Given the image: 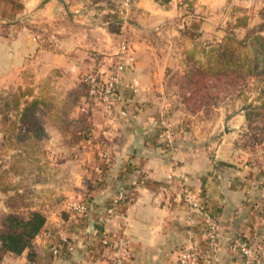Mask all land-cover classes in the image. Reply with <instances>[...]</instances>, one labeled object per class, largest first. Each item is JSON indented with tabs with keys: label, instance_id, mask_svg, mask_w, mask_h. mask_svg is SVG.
Masks as SVG:
<instances>
[{
	"label": "crops",
	"instance_id": "crops-1",
	"mask_svg": "<svg viewBox=\"0 0 264 264\" xmlns=\"http://www.w3.org/2000/svg\"><path fill=\"white\" fill-rule=\"evenodd\" d=\"M187 1L133 0L122 13L124 0H0V87H28L42 99L49 95L48 80L66 87V95L83 86L68 111L69 130L51 123L45 125L46 138L35 141L45 147L33 153L42 174L37 186L50 191L57 203L48 205L46 226L33 249L9 254L0 264H111L104 233L110 241L128 239L126 264H175L181 248L206 241L205 220L184 200V191L221 218L219 253L201 264L234 262L240 240L264 254V158L256 161L238 149L244 118L228 121L224 134L193 129L179 133L173 148L158 143L161 115L168 109L169 71L186 56L185 36L223 38L225 27L235 23L229 20L233 0ZM115 22L121 24L118 34L109 31ZM124 41L131 44L132 54L117 110H129L132 116L105 118L100 113L86 118L83 78L92 71L96 55L110 59ZM45 111L55 117V106ZM45 111H39L41 118ZM174 122L167 121L179 130ZM81 133L105 137L103 149L110 160L108 171L99 175L101 187L86 200L84 178L97 152L100 157V145L79 138ZM45 161L49 167L42 166ZM127 191L134 198L118 204L106 226L99 225L97 214ZM81 200L92 211L86 220L69 211L70 203ZM54 248H60V256L52 254Z\"/></svg>",
	"mask_w": 264,
	"mask_h": 264
},
{
	"label": "rangeland",
	"instance_id": "rangeland-1",
	"mask_svg": "<svg viewBox=\"0 0 264 264\" xmlns=\"http://www.w3.org/2000/svg\"><path fill=\"white\" fill-rule=\"evenodd\" d=\"M228 6L230 7L229 20L235 23L225 27L226 33L223 38H195L189 34L185 36L188 49L183 62L169 71L165 96L168 112L164 113L167 121L169 118L174 120V124H177L180 130H175L176 128L173 129L170 125L171 129L176 131L175 139L179 133L184 136L193 129L201 133L211 129L224 134L228 132L226 128L228 121L233 118L238 121L239 116L243 117L236 145L240 151L252 154L256 161H262L264 158V107H262L264 78L245 77L244 69L236 76L228 70L216 74L213 72L216 65L207 55L219 58L220 51L221 53L224 51L222 48L224 38L228 34L233 33L232 35L238 41L245 39L247 29L240 33L231 30L239 19H247L251 29L260 25L264 0H233L230 4L228 3ZM97 56L99 55L95 57ZM47 82L50 89L47 90L49 95L42 100L48 104L47 109L55 106V113L51 115L55 117H50L44 109L43 118L38 116L39 122L44 128L45 125L57 123L64 130H69L68 111L76 102L83 86H78L66 95L63 91L66 87L61 86L59 82L56 80ZM12 89L16 88L0 87V231L8 215L28 216L34 212L31 208L38 207L37 211L47 217L51 209L48 205L51 204V200L52 203L56 201V197H52L50 191L44 193L45 191L37 186L39 185L37 183L42 181V174L38 173L39 165L36 164L33 153L36 148L42 149L43 146L34 145V142L30 143L28 139L25 146L19 144L18 138L25 134L23 129L28 128L27 125L19 123L16 131H12L13 123L18 120L14 107L18 98L15 96L20 94L19 90ZM28 89L27 87L23 91L26 92ZM32 99L28 98L29 101ZM101 114L105 118L110 117L108 114ZM98 116L101 115L98 114ZM29 143L30 145H27ZM174 144L175 140L168 147L173 148ZM161 145L167 147L165 144ZM20 153L25 154V157L17 158L16 156ZM42 166L49 167L46 161ZM45 177L48 179L47 176ZM82 195L86 196L84 193Z\"/></svg>",
	"mask_w": 264,
	"mask_h": 264
},
{
	"label": "built area",
	"instance_id": "built-area-1",
	"mask_svg": "<svg viewBox=\"0 0 264 264\" xmlns=\"http://www.w3.org/2000/svg\"><path fill=\"white\" fill-rule=\"evenodd\" d=\"M132 2L133 0H124L120 6L121 12L124 13L131 8ZM131 54V44L124 41L117 53L110 59L100 55L94 58L92 71L88 76L83 78V83L86 87L84 110L92 114L104 113L110 116L119 114L125 118L132 116L129 110H117L120 90L123 86V77L131 61ZM132 89L134 92H137L134 86H132ZM166 117L165 113L161 116V129L158 135V143L169 146L175 140L176 131H173L167 124ZM100 159L101 162L105 161L107 159L106 154H101ZM97 171L99 172L98 168ZM100 175L103 176L102 173ZM134 196V192L128 191L116 194L111 202L107 204L105 210L97 214V223L101 226H106L114 218L116 206L122 202L126 203L131 201ZM183 198L189 204L190 208L198 211L204 218L206 224V241L203 245L196 244L181 248L175 264H201L208 258H216L220 248V216L209 211L190 191H184ZM69 211L72 216L84 220L92 215L91 208L85 200L70 203ZM65 231L63 230L61 234L64 235ZM62 238V243L68 245L67 239L64 236ZM103 241L112 250L111 264L127 263L130 254V245L126 237L122 236L116 241H110L108 235L104 233ZM237 249L239 255L237 260L229 262L228 264H264V254L257 251L250 242L240 240L237 243ZM70 250L72 249L70 248ZM61 253L60 248H54L52 250V254L56 257L60 256Z\"/></svg>",
	"mask_w": 264,
	"mask_h": 264
},
{
	"label": "trees",
	"instance_id": "trees-1",
	"mask_svg": "<svg viewBox=\"0 0 264 264\" xmlns=\"http://www.w3.org/2000/svg\"><path fill=\"white\" fill-rule=\"evenodd\" d=\"M192 4V1H187ZM244 28L247 29L245 39L238 41L232 34H228L224 38L223 52L220 51V57L217 58L213 55H207L210 61L216 65L214 73L231 71L233 76L242 73L243 69L248 78H264V9L262 12V23L253 29L249 28L247 19H239L234 29ZM121 29L119 22L112 23L109 27V31L112 34H118ZM22 92V93H21ZM19 95L15 96V112L17 113V122L13 123L12 131H16V126L21 123L27 125L28 128L23 129L25 134L21 135L19 144L25 146L26 139L34 142L46 138L47 134L45 128L39 122V111L47 109L48 104L41 98L34 97L33 90H27L24 92L19 90ZM264 95V90H262ZM86 96V87L85 95ZM28 98H33L31 101ZM23 99V100H22ZM23 101V102H22ZM264 107V102L262 104ZM83 115L89 118L92 113L84 112ZM83 117V116H82ZM20 136V135H19ZM79 138H87L91 141L97 142L100 145L99 153L107 154L104 151V147L107 144V139L103 136L94 138V135L90 133H81ZM25 141V142H23ZM27 144V145H30ZM27 148V147H26ZM97 155L94 162L87 168V173L84 178V184L86 191L83 193L86 195L84 198L93 199V194L97 189L101 187L102 180H99V175H104L110 165V160L106 159L101 162V159ZM99 169V172L97 171ZM47 219L41 212L34 211L28 216H20L16 214L8 215L5 219L3 228L0 231V262L9 254L21 255L28 249H33L34 241L36 237L44 230Z\"/></svg>",
	"mask_w": 264,
	"mask_h": 264
}]
</instances>
